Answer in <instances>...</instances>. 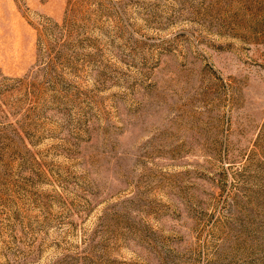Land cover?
I'll return each mask as SVG.
<instances>
[{
  "label": "rangeland",
  "instance_id": "obj_1",
  "mask_svg": "<svg viewBox=\"0 0 264 264\" xmlns=\"http://www.w3.org/2000/svg\"><path fill=\"white\" fill-rule=\"evenodd\" d=\"M0 264H264V0H0Z\"/></svg>",
  "mask_w": 264,
  "mask_h": 264
}]
</instances>
